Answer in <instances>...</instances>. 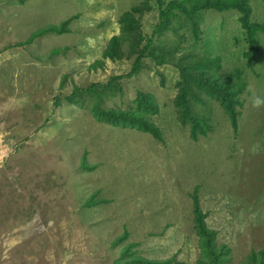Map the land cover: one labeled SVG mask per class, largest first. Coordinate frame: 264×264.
<instances>
[{
  "label": "rangeland",
  "instance_id": "rangeland-1",
  "mask_svg": "<svg viewBox=\"0 0 264 264\" xmlns=\"http://www.w3.org/2000/svg\"><path fill=\"white\" fill-rule=\"evenodd\" d=\"M176 1L156 43L173 48L174 61L218 56L211 73L244 71L237 128L197 86L204 100L190 108L207 117V133L193 138L175 106L181 71L155 59L153 44L133 71L122 19L143 0H0V264H116L123 255L199 264L196 197L226 264H253L264 248V104L250 99L264 100V0L199 5L191 18L180 6L196 0ZM160 19L156 5L145 8L143 33ZM53 25L66 31L35 35ZM115 36L123 55L112 58ZM92 83L108 85L105 108L132 110L139 92L151 94L158 111L146 116L162 138L97 120L93 95L76 91Z\"/></svg>",
  "mask_w": 264,
  "mask_h": 264
},
{
  "label": "trees",
  "instance_id": "trees-1",
  "mask_svg": "<svg viewBox=\"0 0 264 264\" xmlns=\"http://www.w3.org/2000/svg\"><path fill=\"white\" fill-rule=\"evenodd\" d=\"M154 3L151 4L149 0H143L138 6L136 5L132 10L126 13V16L122 19V32L124 37L130 41L131 43V51L128 56H132L133 54L137 55V60L133 64V71L137 72L139 70L138 63L143 55V52L150 44H153V52L152 55L157 56L155 59H160L159 62L163 63H175V65L180 69L182 74V79L180 80V93L175 101V106L178 111H181V114L184 115V118H188L191 121V136L193 138L198 137V132H203L202 134H206L207 130L203 129L205 120L207 117L195 116L192 114V109L190 108V104L193 99H199L203 101L204 99L193 91V87H199L203 92H207L210 97H212L216 102H218L221 107L225 110L227 115L230 116V119L237 128L238 125V112L236 105L238 103H242L240 98H237L238 92L242 91L246 87V83L240 82L242 80V74L244 71L237 69L233 74H225L222 76L219 73H211L209 70H206L207 67L218 66L219 65V57H211L204 59H193L189 62H183L178 59L174 61V49H164L162 47H158L156 43L157 37L162 33V27L164 28L165 22L168 18V14L174 5L178 4V1H173L172 4H168L169 7L167 9L163 8L164 2L162 0H153ZM158 7L160 9V23L154 28L151 33H143L142 30V21L141 18L144 16V9H154V7ZM199 5L207 8H217L219 10H223L225 8H230L233 6H239L241 9H247L245 5L240 6L239 0H196L193 3L192 8H189L186 4L181 5L180 7L183 9L185 15L187 14L192 17V12H196L199 9ZM190 10V13H186V11ZM138 11L139 15L135 16L134 12ZM193 19V18H192ZM163 22V23H162ZM64 26V25H63ZM66 31L65 28L61 26H49L40 30L35 35H40L41 33L47 31L54 32H63ZM164 30V29H163ZM249 41H254L252 35L246 37ZM120 39H124L123 37L119 38L118 36L113 37L111 40V48L113 52L106 51V55L114 58L116 54L118 56H122V52L120 50ZM145 39H147L148 45L140 48V46L144 43ZM156 44V46H155ZM160 49V55L156 53V49ZM157 49V50H158ZM59 50H54L53 53L58 52ZM164 51V52H163ZM158 52V51H157ZM159 56L161 58H159ZM248 57V61L253 59L252 51L246 53ZM218 62V63H217ZM173 63V64H174ZM202 68V69H201ZM199 69V71H198ZM244 86V87H243ZM107 84L101 83H92L88 87H76V91L80 92V94L88 93L89 95H93L94 103L92 104V113L93 116L102 122L109 123L114 126L121 127H130L136 128L142 131L152 133L156 138H162V131L159 127L151 122L146 114L150 113L151 110L153 112L158 111V105L156 104L153 96L149 93L139 92L136 98V106L135 109L132 110H122L115 108H105L101 106L102 93L105 92V88H107ZM75 91V92H76ZM71 99L73 97V92L70 94ZM185 121V120H183ZM187 121V120H186ZM209 126L208 128H210ZM86 168L87 165L83 164ZM96 201L88 200L86 205L91 206ZM205 213H203L199 199L195 198V220H196V230L199 236V249H200V258L198 260L199 264H226L228 258L225 257L227 250H225V246H218L215 242L216 231L209 228L205 223ZM123 238H119L117 242L122 241ZM125 254V253H123ZM125 255L122 256L121 260H118L116 264H156L158 263L156 260H152L149 258H145L140 255H130L129 258H124ZM264 257V248L261 250L259 254H256L254 251L251 253L250 260H252L253 264H263ZM260 258V259H259ZM247 264V263H246Z\"/></svg>",
  "mask_w": 264,
  "mask_h": 264
},
{
  "label": "clouds",
  "instance_id": "clouds-1",
  "mask_svg": "<svg viewBox=\"0 0 264 264\" xmlns=\"http://www.w3.org/2000/svg\"><path fill=\"white\" fill-rule=\"evenodd\" d=\"M250 99L253 107H259L264 104V100H262L259 96H256L254 93L252 94Z\"/></svg>",
  "mask_w": 264,
  "mask_h": 264
}]
</instances>
